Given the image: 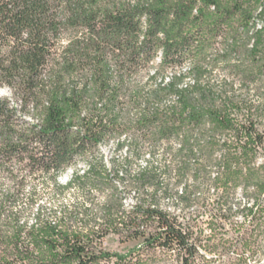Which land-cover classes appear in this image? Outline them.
<instances>
[{
  "label": "trees",
  "instance_id": "1",
  "mask_svg": "<svg viewBox=\"0 0 264 264\" xmlns=\"http://www.w3.org/2000/svg\"><path fill=\"white\" fill-rule=\"evenodd\" d=\"M246 38V67L259 76L264 0H0V264H154L157 250L197 264L206 241L160 200L189 204L209 188L216 223L243 217L228 251L239 248V261L259 252L264 132L207 79L214 57L226 60ZM159 148L169 159L132 168ZM119 184L139 191L131 206ZM238 186L248 201L235 206ZM41 191L73 197L52 209ZM109 234L141 242L119 253L104 245Z\"/></svg>",
  "mask_w": 264,
  "mask_h": 264
},
{
  "label": "rangeland",
  "instance_id": "2",
  "mask_svg": "<svg viewBox=\"0 0 264 264\" xmlns=\"http://www.w3.org/2000/svg\"><path fill=\"white\" fill-rule=\"evenodd\" d=\"M262 25V22L259 20L256 22V27ZM253 39L246 38L244 45L241 49L236 52L230 54V56L226 60L218 59L214 48L219 47L218 40H216L215 47L208 48L206 52L209 57H214V66L213 72L209 73L207 79L215 86L217 90H222V96L225 98L231 99V101L237 105L243 113H251L256 120L258 128L264 132V70L262 73L257 76L258 66L246 67V65H251L253 60V55L249 53V49L251 47ZM211 49V51H210ZM258 56L262 57V60L259 62L264 65V49L261 50ZM217 59V60H216ZM158 61V57L154 59V64ZM229 64H241L243 68H249V78H245L243 74L235 76L233 70L230 71L229 68L226 67L227 62ZM190 67L189 63H185L182 66V71L187 70ZM241 71V70H239ZM252 72L254 74H252ZM173 70H170L166 77H170ZM174 99L172 97H168L164 99L163 103H170ZM198 132H201V135L206 134L207 130L201 129ZM209 133V132H208ZM125 136V135H124ZM123 136V137H124ZM220 137V136H217ZM128 137H124V147L118 152L120 158L125 156V150L128 146ZM171 145L176 148L178 144L176 142L171 143ZM116 141H111L108 144L102 147V150L105 155V161L110 166L111 165V157L116 153L115 151ZM219 151L216 150V156ZM149 150H146L144 154L137 157L133 163V169H139L144 167L147 162L152 161L154 164L162 163L164 160L169 159V157H163L161 155V149L159 148L155 155L149 156ZM256 164L264 163V149H261L259 154L255 158ZM77 167L84 168V163H78ZM67 179V175H62L60 177L61 181H65ZM119 180H117L118 182ZM121 184H119V194L122 197L123 202L126 205L131 206L137 199L139 191H122ZM181 184L176 186V189H180ZM26 193L28 191H25ZM44 195L41 202H45L46 205L52 209H58L62 202L66 200H70L73 195H68L66 197L53 196V191H41ZM107 193V191H105ZM198 196L205 197L206 199H195L189 204L185 202H176L174 198L164 197L162 196L160 205L164 208L171 209V211H175V213L181 214L184 216L183 220L187 221L189 218V222L195 226L197 233L205 242V246L200 248V252L202 254V258L199 260L197 264H264V192L257 195L259 196V209L261 210L262 219L259 220L260 233L257 236V240L255 245L258 247L259 252L250 253L246 252L242 260H238L237 252L240 251L239 248L237 250L228 251L227 245L228 242L225 240H232L233 236L238 232V227L236 224H239L243 217L241 214H235L233 217L227 220H221L222 222L216 223V191L213 189H206L204 191H195ZM232 193V203L233 205H238L239 203L243 204L246 202L247 198L244 196V190L241 186H238L236 189L231 191ZM255 197H252L249 200V204H252ZM248 201V200H247ZM37 204H35V207ZM35 209L32 208L30 214L28 215V222L31 223L34 220ZM257 231V230H256ZM141 242V239H134L123 241L119 238L118 235L109 234L104 239V245L111 251H116L119 253H125L128 249L136 246ZM223 245L226 246L224 249ZM157 254L159 255L154 264H175L176 262L171 258H165L161 256L159 250H157Z\"/></svg>",
  "mask_w": 264,
  "mask_h": 264
}]
</instances>
